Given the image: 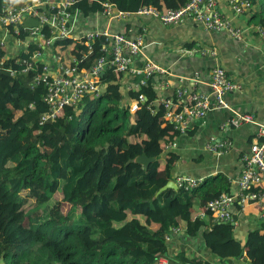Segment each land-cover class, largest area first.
<instances>
[{"label":"trees","instance_id":"trees-1","mask_svg":"<svg viewBox=\"0 0 264 264\" xmlns=\"http://www.w3.org/2000/svg\"><path fill=\"white\" fill-rule=\"evenodd\" d=\"M106 1L83 0L73 12L79 10L86 17L103 14ZM110 1L130 13L142 6L178 9L187 3ZM249 1L252 21L264 31V0ZM6 5L20 2L0 0V8ZM30 33L24 26L16 38L25 40ZM2 38L0 34V59L6 56ZM104 45L97 39L90 51L84 43L57 40L53 48L63 65L91 70L103 56ZM37 50L31 45L19 57L30 58ZM34 66L33 72L16 77L0 68L1 264H156L162 256L170 264H225L242 254L246 263L264 264V230L250 233L243 245L235 238L232 223L213 224L199 217L227 190L223 176L205 179L190 191L169 189L155 199L171 181L178 157L168 147L180 134L166 124L162 108L151 106L157 99L153 77L126 94L130 101L146 98L136 113L125 100L124 76L107 70L98 98L88 96L78 111L67 108L57 120L41 125L42 116L49 113L48 89L35 82L42 63L34 61ZM142 154L156 159L147 171L132 162ZM58 192L63 195L59 203L70 206L66 213L59 205L47 204ZM34 200L37 206L44 205L42 214L37 209L27 212L25 207ZM175 229L189 239L201 235L218 263L191 258L187 251L172 254L167 237L172 240Z\"/></svg>","mask_w":264,"mask_h":264},{"label":"built area","instance_id":"built-area-1","mask_svg":"<svg viewBox=\"0 0 264 264\" xmlns=\"http://www.w3.org/2000/svg\"><path fill=\"white\" fill-rule=\"evenodd\" d=\"M19 6L6 5L0 8V29L3 30L1 47L6 48L5 36L15 37L20 35V30L27 20H37L38 27H29L30 36L25 40H17L23 53H28L31 45L38 48L30 58L22 59L18 56L10 57L7 53L0 59V68L5 69L12 77L27 74L34 71V61L42 63L40 72L35 77L37 85H44L47 89L45 102L49 113L41 118V125L57 120L65 113L67 108L78 111L86 97L98 98L102 94L101 78L107 70H111L119 78L127 74L141 75V81L137 86H144L148 79L155 73L161 72L159 66L148 63L143 71H136L133 60L144 47V37L138 35L134 38L123 33L90 32L78 40L72 35V24L75 19L74 7L83 0H18ZM104 16L112 19H125L127 17L152 16L159 19L166 26H178L191 20L204 26L210 32H227L236 40H243L246 29L234 25L232 20L218 10L217 0H187L184 6L178 9L158 10L152 6H142L134 13L118 10L110 0L102 3ZM236 16L251 14L252 3L249 0H230ZM253 8V9H252ZM250 29L258 32L264 38V31L260 26ZM44 30V32H43ZM49 35V36H48ZM13 37V38H14ZM104 40L103 56L91 70H79L77 67L59 66L56 70L42 61L46 48H53L57 40H74L84 43L92 51L91 45L97 40ZM21 52V53H22ZM215 56V51L207 52ZM264 54V53H263ZM21 55V54H20ZM13 60L12 64H7ZM103 75V76H102ZM243 86L234 82L222 66H216L211 73L210 94H204L189 87H180L175 92V98L163 99L155 105L164 111V121L170 125L180 136L187 135L191 123L203 120L215 110L228 109L230 106L226 96L234 92H240ZM146 102L144 96H140L132 104V112L136 113L141 105ZM156 113V110H153ZM254 114H238L222 125V131L228 128H239L245 124H255ZM250 152L242 158L243 171L241 177L235 183L236 192H222L210 201L205 210L200 214V219L211 223H232V208L239 211L249 205H257L264 213V125H259L255 134ZM173 143L169 149L174 147ZM232 146L229 140L217 142L212 140L208 149L217 155L226 153ZM204 179H195L189 176H178L175 184L178 189L193 190L203 184ZM173 235L180 233L179 229L173 230ZM167 240L172 241L170 237ZM156 264H170L168 258L162 256Z\"/></svg>","mask_w":264,"mask_h":264},{"label":"crops","instance_id":"crops-1","mask_svg":"<svg viewBox=\"0 0 264 264\" xmlns=\"http://www.w3.org/2000/svg\"><path fill=\"white\" fill-rule=\"evenodd\" d=\"M229 1L217 0L218 10L228 16L234 25L246 29V36L241 41L227 32H210L191 20L178 26H166L152 16L112 19L101 13L86 17L81 11L75 13L72 35L75 40L96 31L123 33L131 38L142 35L144 47L134 58L133 66L136 71H143L148 63H153L162 70L155 73L152 79L157 94L156 104L166 98H175V92L180 87L210 94L211 73L216 66H222L234 82L240 83L243 86L240 92L226 96L230 108L212 111L205 119L192 122L188 134L178 137L175 146L169 149L178 157L171 171V181L175 182L178 176L205 180L220 175L228 182V192H236L235 183L243 171L242 158L250 152L259 125H264V38L250 29L258 26L252 21L254 11L236 16ZM164 9L167 7L163 6ZM2 31L0 29L3 37ZM5 39L6 53L10 57L20 55L22 47L18 41L9 35ZM211 51L217 54L212 56L207 53ZM42 61L53 70L65 66L54 48L44 50ZM141 79L138 74H127L121 79L125 100L130 105L134 101L126 98V94L137 89ZM238 114H254L256 123L222 131V125ZM212 140H229L232 146L226 153L217 155L208 149ZM231 211L235 238L243 245L250 233L264 230V213L257 205H249L242 211L234 207ZM173 236L170 245L172 254L187 251L191 258L218 263L206 248L201 235L195 239L186 238L183 233ZM225 264L249 263L229 259Z\"/></svg>","mask_w":264,"mask_h":264},{"label":"water","instance_id":"water-1","mask_svg":"<svg viewBox=\"0 0 264 264\" xmlns=\"http://www.w3.org/2000/svg\"><path fill=\"white\" fill-rule=\"evenodd\" d=\"M25 26H28V27H38L39 26V22L37 20H27L25 22ZM104 75V74H103ZM102 75V76H103ZM154 161H156V159H149L146 154H142L141 156H138L136 157L132 162L134 164H138V165H142L145 170L147 171L150 164L153 163ZM169 189H172V190H175V191H178V187L177 185L175 184L174 181H170L166 186H164L163 188H161L158 193L155 195V199L158 198L163 192L169 190ZM234 225V224H232ZM245 254H242V256L239 258L241 260V258L244 256Z\"/></svg>","mask_w":264,"mask_h":264},{"label":"rangeland","instance_id":"rangeland-1","mask_svg":"<svg viewBox=\"0 0 264 264\" xmlns=\"http://www.w3.org/2000/svg\"><path fill=\"white\" fill-rule=\"evenodd\" d=\"M3 138V133H0V139ZM63 200V195L58 192L54 195L53 199L49 201V199H46L44 201H38V205H40L39 203L41 202H47L49 201L47 204H49L50 206H52L53 208H55L57 205H59V207L61 206L62 209H63V212L66 213L69 209H70V206H68L67 204H64V205H61L59 202ZM36 204V201H32V203L30 204H27V206L25 207L27 212L30 211V210H33V209H37L38 210V213L39 214H42L43 212V208H44V205H41V206H37ZM1 264V262H0Z\"/></svg>","mask_w":264,"mask_h":264}]
</instances>
